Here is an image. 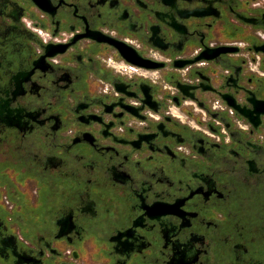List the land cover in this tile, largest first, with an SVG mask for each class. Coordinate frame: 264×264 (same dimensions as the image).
Listing matches in <instances>:
<instances>
[{
    "label": "flooded vegetation",
    "instance_id": "obj_1",
    "mask_svg": "<svg viewBox=\"0 0 264 264\" xmlns=\"http://www.w3.org/2000/svg\"><path fill=\"white\" fill-rule=\"evenodd\" d=\"M0 264H264V0H0Z\"/></svg>",
    "mask_w": 264,
    "mask_h": 264
}]
</instances>
